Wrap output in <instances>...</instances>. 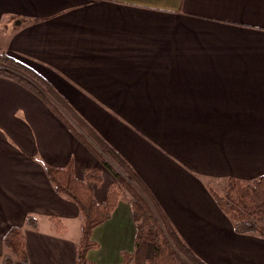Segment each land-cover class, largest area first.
Wrapping results in <instances>:
<instances>
[{"label":"crops","instance_id":"crops-1","mask_svg":"<svg viewBox=\"0 0 264 264\" xmlns=\"http://www.w3.org/2000/svg\"><path fill=\"white\" fill-rule=\"evenodd\" d=\"M0 49L125 159L202 261L264 264V238L237 233L210 193L264 175V0H0ZM44 165H71L80 180L99 170L98 202L115 182L41 99L0 78V264L11 227L25 234L26 262L15 264H76L79 238L67 235L82 218ZM128 199L93 231L91 262L134 251Z\"/></svg>","mask_w":264,"mask_h":264},{"label":"trees","instance_id":"trees-1","mask_svg":"<svg viewBox=\"0 0 264 264\" xmlns=\"http://www.w3.org/2000/svg\"><path fill=\"white\" fill-rule=\"evenodd\" d=\"M0 78L14 81L41 99L69 130L87 147L115 182L109 186L104 202H98L94 189L102 184L99 170H87L77 179L71 165L55 168L44 165L54 191L74 203L83 220L76 247V264H95L88 259L97 250L93 231L109 221L120 201L127 200L136 226L135 249L122 252L121 264H206L176 234L170 222L158 210L143 181L115 149L106 143L76 112L69 101L45 78L0 49ZM221 211L233 222L239 234H258L264 238V175L251 182L227 180L224 192L210 188ZM60 234L61 220L52 218ZM27 227L36 230L37 220L26 216ZM6 254L2 264L26 262L25 234L11 227L3 240Z\"/></svg>","mask_w":264,"mask_h":264},{"label":"rangeland","instance_id":"rangeland-1","mask_svg":"<svg viewBox=\"0 0 264 264\" xmlns=\"http://www.w3.org/2000/svg\"><path fill=\"white\" fill-rule=\"evenodd\" d=\"M227 183V182H226ZM226 183H225V186H226ZM225 186L223 187V189H221V191H220V189H218V191H220L221 193H218V194H222L223 192H224V189H225ZM216 192V191H215ZM128 196V197H130V195H129V193L128 192H126L125 191V196ZM81 222H83V220H81V221H78V223H76V225L75 224H73V225H71V226H69V233H68V237L70 238V239H77V238H80V233H81ZM51 226L49 225V224H47V223H40V230L41 231H43V232H47V231H49L51 228H50Z\"/></svg>","mask_w":264,"mask_h":264}]
</instances>
